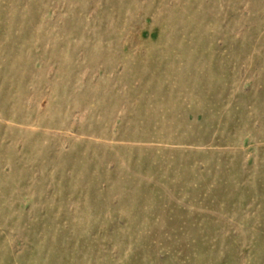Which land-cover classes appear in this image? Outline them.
<instances>
[{
	"label": "rangeland",
	"instance_id": "obj_1",
	"mask_svg": "<svg viewBox=\"0 0 264 264\" xmlns=\"http://www.w3.org/2000/svg\"><path fill=\"white\" fill-rule=\"evenodd\" d=\"M0 264H264V0H0Z\"/></svg>",
	"mask_w": 264,
	"mask_h": 264
}]
</instances>
